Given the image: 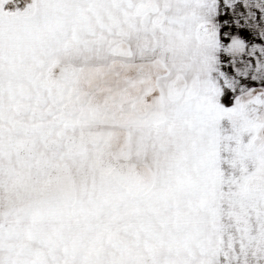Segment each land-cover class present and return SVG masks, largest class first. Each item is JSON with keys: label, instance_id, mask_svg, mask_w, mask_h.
<instances>
[{"label": "snow or ice", "instance_id": "6c2138e0", "mask_svg": "<svg viewBox=\"0 0 264 264\" xmlns=\"http://www.w3.org/2000/svg\"><path fill=\"white\" fill-rule=\"evenodd\" d=\"M0 264H264V0H0Z\"/></svg>", "mask_w": 264, "mask_h": 264}]
</instances>
